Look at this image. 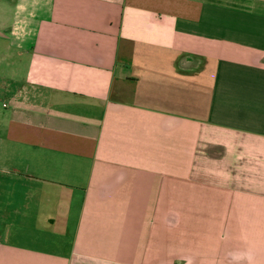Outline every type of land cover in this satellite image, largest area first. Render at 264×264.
Returning a JSON list of instances; mask_svg holds the SVG:
<instances>
[{
    "label": "crops",
    "instance_id": "obj_1",
    "mask_svg": "<svg viewBox=\"0 0 264 264\" xmlns=\"http://www.w3.org/2000/svg\"><path fill=\"white\" fill-rule=\"evenodd\" d=\"M0 42V264H264V0H0Z\"/></svg>",
    "mask_w": 264,
    "mask_h": 264
},
{
    "label": "rangeland",
    "instance_id": "obj_2",
    "mask_svg": "<svg viewBox=\"0 0 264 264\" xmlns=\"http://www.w3.org/2000/svg\"><path fill=\"white\" fill-rule=\"evenodd\" d=\"M7 1H9V2H13V1H15V0H7ZM19 1V0H18ZM44 1H46V2H52L53 0H44ZM2 40V39H1ZM8 43V42H7ZM5 47H6V44H5V42H0V71L1 70H7V68L8 67H6V64H8V62L10 61V59H8L5 55H7L6 54V49H5ZM5 57H4V56ZM1 76H3V77H8V73L7 72H5V74H4V72H1ZM2 103H3V99H2V97L0 96V113H3L4 111H5V109L2 107Z\"/></svg>",
    "mask_w": 264,
    "mask_h": 264
}]
</instances>
